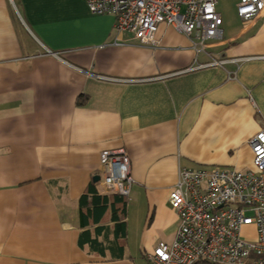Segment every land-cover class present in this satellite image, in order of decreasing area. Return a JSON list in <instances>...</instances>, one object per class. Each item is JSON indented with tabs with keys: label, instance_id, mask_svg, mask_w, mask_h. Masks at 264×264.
Instances as JSON below:
<instances>
[{
	"label": "crops",
	"instance_id": "0c3cea01",
	"mask_svg": "<svg viewBox=\"0 0 264 264\" xmlns=\"http://www.w3.org/2000/svg\"><path fill=\"white\" fill-rule=\"evenodd\" d=\"M237 7L217 4L223 37L203 49L165 23L157 46L142 45L85 0H0V264H149L179 228L180 168L249 169L264 129V14L245 22ZM120 147L135 180L127 244L105 258L79 245V198L95 176L109 193L100 155Z\"/></svg>",
	"mask_w": 264,
	"mask_h": 264
},
{
	"label": "built area",
	"instance_id": "2783aa9c",
	"mask_svg": "<svg viewBox=\"0 0 264 264\" xmlns=\"http://www.w3.org/2000/svg\"><path fill=\"white\" fill-rule=\"evenodd\" d=\"M85 1L95 14H112L116 30L132 33L142 45L159 44L161 23L198 41L203 49L207 40L223 37L218 0ZM238 14L245 22L262 16L264 0H240ZM247 59L212 58L196 68ZM249 144L253 168H180L169 196L179 228L172 242L159 241L147 254L149 264H194L202 259L214 264H264V129ZM100 158L107 190L130 198L135 180L125 148L103 150Z\"/></svg>",
	"mask_w": 264,
	"mask_h": 264
},
{
	"label": "trees",
	"instance_id": "16d2710c",
	"mask_svg": "<svg viewBox=\"0 0 264 264\" xmlns=\"http://www.w3.org/2000/svg\"><path fill=\"white\" fill-rule=\"evenodd\" d=\"M96 184L91 182L79 198V224L82 229L79 245L83 248L88 246L92 252L105 258L122 257L127 244L126 218L130 198L115 192L101 193ZM111 233L115 236L114 240H110ZM108 251L111 256H108ZM194 264L214 263L202 259Z\"/></svg>",
	"mask_w": 264,
	"mask_h": 264
},
{
	"label": "rangeland",
	"instance_id": "374dc122",
	"mask_svg": "<svg viewBox=\"0 0 264 264\" xmlns=\"http://www.w3.org/2000/svg\"><path fill=\"white\" fill-rule=\"evenodd\" d=\"M238 2H240V0H218V6L219 8L221 7H226L227 11L233 10L234 7L238 6ZM185 8H183L184 10ZM237 11H238V7H237ZM199 167H205V168H212L214 166L212 165H202V166H198V167H194V168H199ZM253 158H252V153L249 150V169L253 168Z\"/></svg>",
	"mask_w": 264,
	"mask_h": 264
},
{
	"label": "water",
	"instance_id": "95a60500",
	"mask_svg": "<svg viewBox=\"0 0 264 264\" xmlns=\"http://www.w3.org/2000/svg\"><path fill=\"white\" fill-rule=\"evenodd\" d=\"M100 176H95L94 177V181H97L99 179Z\"/></svg>",
	"mask_w": 264,
	"mask_h": 264
}]
</instances>
